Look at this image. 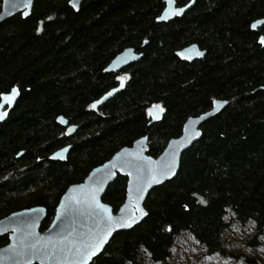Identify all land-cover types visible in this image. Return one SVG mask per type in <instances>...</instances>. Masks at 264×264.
<instances>
[{"label": "trees", "instance_id": "trees-1", "mask_svg": "<svg viewBox=\"0 0 264 264\" xmlns=\"http://www.w3.org/2000/svg\"><path fill=\"white\" fill-rule=\"evenodd\" d=\"M69 3L39 0L29 18L19 14L0 25V102L13 88L20 93L0 124V219L42 206L48 217L41 230H47L67 189L94 168L145 136L149 155L159 157L189 118L223 100L229 105L204 124L202 139L182 157L178 177L149 195L147 219L116 233L91 264H174L184 234L207 255L227 257L225 238L233 222L253 224L246 247H260L264 25L257 31L251 25L264 20V0H198L182 18L164 24L157 19L165 0H85L79 12ZM194 44L206 56L182 61L177 52ZM129 48L143 58L106 73ZM122 79L125 89L94 110L92 104ZM157 106L163 118L153 123L150 111ZM61 116L78 127L72 137L58 123ZM69 145L66 162L50 160ZM127 183L118 176L103 197L115 212L125 202ZM8 242L0 236V248ZM244 263L256 261L245 257Z\"/></svg>", "mask_w": 264, "mask_h": 264}, {"label": "water", "instance_id": "water-1", "mask_svg": "<svg viewBox=\"0 0 264 264\" xmlns=\"http://www.w3.org/2000/svg\"><path fill=\"white\" fill-rule=\"evenodd\" d=\"M37 1L39 0H32L29 7H24V0H4L0 11V25L19 14H22L24 19L29 18ZM84 1L85 0H74L77 5L76 8H73L71 3H69V5L76 12H79ZM197 1L198 0H191L187 5L179 7L177 0H165L166 7L157 19V23L164 24L182 18L195 7ZM180 9L183 11L181 14L176 15L175 13ZM254 24H256V27L252 29L257 31L264 25V20H259ZM41 31L42 25L40 28V32ZM259 44L264 48V45L260 43V38ZM177 56L182 61L191 63L203 59L206 56V52L201 50L198 45L194 44L177 52ZM142 58L143 54L137 53L135 49H126L109 64L106 68V73L121 72L123 69L138 62ZM125 86L126 79H122L120 86L94 102L92 108L94 110H99L109 100L122 92ZM11 95H13L12 91L2 96L0 112L8 114V111L15 107L19 100L20 93L17 91L11 102L4 99V97ZM228 105V101L216 100L211 110L200 116L189 118L183 127L182 135L170 140L163 153L157 158L149 155L148 136L136 140L131 147H125L118 151L109 161L94 168L82 183L72 185L67 189L46 231H42L41 227L48 217V211L42 206L14 212L0 219V236H9V243L5 247L0 248V264H76V257L72 253L62 252L58 253L56 257L49 258L43 256L40 252L34 251L30 246L35 244L37 248L47 247L51 249L53 246L62 248L68 245L69 241L80 242L81 240L88 239L95 231L103 228V225L99 224L96 216V212L99 211L98 209L89 207L87 203L77 205L74 202V198L83 200L89 190L96 187L100 189L96 193V200L110 209V214L113 217L119 218L126 215L128 212H133L137 217L136 222L131 228H117L112 231L111 235L107 237V242L104 244L101 252L98 254L99 257L116 233L132 230L147 219L148 211L145 208V203L149 195L155 188L175 180L178 177L182 157L188 150L200 142L203 136L204 124L219 115ZM150 114L153 123H158L163 118V111L158 106L152 108ZM6 117L7 115L3 119H0V124L6 120ZM58 123L67 129L66 135L68 137H72L77 132L78 127L70 125L69 121L62 116L58 118ZM193 132L198 133V135H192ZM71 150V145L66 146L52 154L50 160L66 162ZM173 154L175 166L172 172L168 173L166 176H160L159 183H146L143 193L137 200L134 191L135 185L133 183L137 170L134 167H130L127 162H136L149 167L159 168L163 163L172 160ZM21 155L22 153L18 157ZM137 157L140 159L138 160ZM129 172H132L133 175H128ZM118 176L127 178L128 183L125 202L120 209L115 212L110 205L103 201V197L109 187L117 180ZM100 178H103V183L97 185L96 181ZM145 179L147 180L148 178L145 177ZM67 205H72V208L70 212L65 214L64 206ZM137 208L143 209L147 215L141 216L140 212L136 210ZM96 258L97 257H93L88 261V264H91Z\"/></svg>", "mask_w": 264, "mask_h": 264}, {"label": "snow or ice", "instance_id": "snow-or-ice-1", "mask_svg": "<svg viewBox=\"0 0 264 264\" xmlns=\"http://www.w3.org/2000/svg\"><path fill=\"white\" fill-rule=\"evenodd\" d=\"M32 3V0H24V7H29ZM73 8H76L77 5L74 0H70ZM183 10H178L175 14H181ZM252 28L256 27V24L251 25ZM260 43L264 45V36L260 37ZM17 89L13 88L11 96H6L8 102L14 98V94L17 93ZM7 113L0 112V119H3ZM192 135H198V133L193 132ZM139 160L140 158L137 157ZM130 167H134L137 170V174L134 177V191L137 196V200L139 196L143 193L144 187L148 182H155L159 183L160 176H166L168 173H171L174 166H175V158L173 154V159L163 163L159 168L149 167L147 165L139 164L136 162H127ZM115 167V166H114ZM128 175H133L132 172H129ZM145 177L148 179L146 180ZM97 185L103 183V178H100L96 181ZM99 187L94 189H90L85 198L79 199L74 198L75 204H83L87 203L89 207H93L94 209H98L99 211L96 212V216L98 218L99 224L103 225V228L98 229L95 231L92 236L88 239L81 240L80 242L69 241L68 245H65L62 248H56L53 246L51 249L47 247L37 248L35 244L31 245L30 247L36 251L42 253L43 256L53 258L58 255V253L68 252L72 253L76 257V264H88V261L91 260L93 257H98V254L101 252L104 244L107 242V237L111 235L112 231L117 228H131L133 224L136 222L137 217L133 212H128L126 215H123L119 218H115L110 214V209L105 207L104 205L100 204L96 200V193L99 191ZM203 203V201H201ZM65 214L71 211L72 205L64 206ZM137 211L140 212L141 216L147 215L143 209L137 208ZM124 211V210H122ZM225 219H228L225 217ZM167 231H172L169 227ZM260 239L264 240V237H260ZM198 243V241H197ZM264 251V249H261ZM225 264H228L225 261Z\"/></svg>", "mask_w": 264, "mask_h": 264}, {"label": "rangeland", "instance_id": "rangeland-1", "mask_svg": "<svg viewBox=\"0 0 264 264\" xmlns=\"http://www.w3.org/2000/svg\"><path fill=\"white\" fill-rule=\"evenodd\" d=\"M254 233L255 227L253 224L243 228L233 222L225 238L227 252L230 254L227 257L207 255L190 235L184 234L178 239L172 260L174 264H225V261L228 264H247L244 263L246 257L255 260L256 264H264V251H261V249H264V240L260 247H246V243L253 239Z\"/></svg>", "mask_w": 264, "mask_h": 264}, {"label": "flooded vegetation", "instance_id": "flooded-vegetation-1", "mask_svg": "<svg viewBox=\"0 0 264 264\" xmlns=\"http://www.w3.org/2000/svg\"><path fill=\"white\" fill-rule=\"evenodd\" d=\"M254 23H255V22H254ZM254 23H253V24H254ZM253 24H252V25H253ZM262 27H263V26H262ZM262 27H261V28H262ZM261 36H262V35H261ZM123 70H124V69H123ZM119 86H120V85H119ZM150 115H151V114H150ZM45 231H46V230H45ZM6 236L8 237V240H9V236H8V235H6ZM8 243H9V242H8ZM5 246H6V245H5ZM5 246H4V247H5ZM2 248H3V247H2Z\"/></svg>", "mask_w": 264, "mask_h": 264}, {"label": "bare ground", "instance_id": "bare-ground-1", "mask_svg": "<svg viewBox=\"0 0 264 264\" xmlns=\"http://www.w3.org/2000/svg\"><path fill=\"white\" fill-rule=\"evenodd\" d=\"M54 218V217H53Z\"/></svg>", "mask_w": 264, "mask_h": 264}]
</instances>
